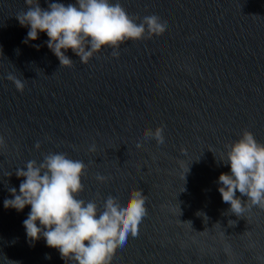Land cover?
Instances as JSON below:
<instances>
[{"label":"water","instance_id":"obj_1","mask_svg":"<svg viewBox=\"0 0 264 264\" xmlns=\"http://www.w3.org/2000/svg\"><path fill=\"white\" fill-rule=\"evenodd\" d=\"M52 2L75 4L39 0L45 9ZM117 2L136 23L159 16L166 31L126 41L118 57L102 48L86 65L68 49L67 68L45 32L23 42L29 29L16 15L25 0H0V264H77L42 237L28 241L30 205L3 206L10 188L19 194L15 171L49 153L84 162L76 198L95 201L98 214L108 196L125 202L140 189L147 197L138 235L109 264H264V208L245 202L237 217L218 191L219 175L231 174L219 161L225 145L244 130L264 145V0ZM157 127L163 144L144 139Z\"/></svg>","mask_w":264,"mask_h":264},{"label":"clouds","instance_id":"obj_2","mask_svg":"<svg viewBox=\"0 0 264 264\" xmlns=\"http://www.w3.org/2000/svg\"><path fill=\"white\" fill-rule=\"evenodd\" d=\"M25 5L27 10L16 15L20 26L29 29L23 42L34 41L38 32H45L47 47L61 67L73 66V61L65 55L68 49L86 65L102 48L112 49L111 55L118 57L116 49L126 41L147 39L166 31V21L159 16H145L136 23L138 17H130L118 2L113 4L110 0H75V4L67 6L52 2L46 9L40 7L39 0H25ZM7 78L23 92L21 80L12 75ZM144 139L163 144V128L146 129ZM140 146L137 142V147ZM39 147L37 143L35 148ZM225 148L227 152L219 161L230 165L231 174L219 175L218 191L222 201L230 205L228 212L243 217L245 202H249L248 207L264 208V145L244 130L237 141ZM89 151L95 152V145ZM85 168L83 161L69 159L64 153H49L39 164L29 161L26 170L15 171L17 178H23L19 194L15 188H10L12 199H5L3 206L17 212L26 205L31 206L23 221L28 241L34 243L42 237L46 246L59 251L62 259L77 264H109L117 248L125 245L129 234L133 238L138 235V225L147 215V197L140 189L130 190L125 202L108 196L98 214L95 201L76 198L83 191L81 177ZM95 178L100 183L107 180L99 174ZM237 190L247 201L242 202L236 196ZM185 222L191 225L190 221Z\"/></svg>","mask_w":264,"mask_h":264}]
</instances>
